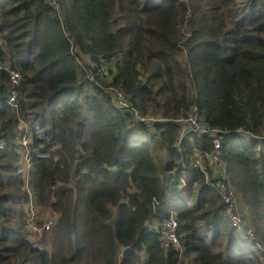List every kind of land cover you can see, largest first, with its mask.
I'll return each mask as SVG.
<instances>
[{
    "label": "trees",
    "instance_id": "1",
    "mask_svg": "<svg viewBox=\"0 0 264 264\" xmlns=\"http://www.w3.org/2000/svg\"><path fill=\"white\" fill-rule=\"evenodd\" d=\"M0 138V264H264V0H0Z\"/></svg>",
    "mask_w": 264,
    "mask_h": 264
},
{
    "label": "built area",
    "instance_id": "2",
    "mask_svg": "<svg viewBox=\"0 0 264 264\" xmlns=\"http://www.w3.org/2000/svg\"><path fill=\"white\" fill-rule=\"evenodd\" d=\"M10 73H11L12 81L18 85L22 79L21 73L14 69H10ZM15 96H16V93H13L10 101H13L15 99ZM122 104L125 107H129V104L125 101H123ZM133 111L136 113L137 118L143 122H148V121L158 122V121L165 120L164 117L159 116V115H153V114L142 115L137 108H133ZM176 121H178V123H180L182 126L181 138L185 134H189V133L197 135V136L206 135L212 138L214 146H213V150L208 155L209 163L212 166L218 167L217 172L220 175L226 176L227 174L226 170L225 169L222 170L220 168L221 163H222V149H223V141L225 139V132L218 128H209L205 119L199 114L197 107H194L193 110L189 113V115L185 117H179L176 119ZM181 138L179 142L181 141ZM24 142L27 143L28 139ZM2 144H3V141L0 140V145ZM27 161L28 162L31 161V158L29 155H28ZM195 166L201 169H205L204 161L200 159L196 160ZM189 177H190L189 174H187L184 177V179H182V181H185ZM231 198H233L232 194H228L226 196L227 200H230ZM52 221H53L52 219H48L46 221L44 220L43 224L40 226L36 221H34L33 216H31L30 219L28 220V229L30 231V235L35 238L41 236L43 231L51 226ZM161 240L166 248L172 244L179 246V234L177 232V221L175 219L168 221L166 228L162 231Z\"/></svg>",
    "mask_w": 264,
    "mask_h": 264
},
{
    "label": "clouds",
    "instance_id": "3",
    "mask_svg": "<svg viewBox=\"0 0 264 264\" xmlns=\"http://www.w3.org/2000/svg\"><path fill=\"white\" fill-rule=\"evenodd\" d=\"M27 137V136H26ZM23 138V139H22ZM22 138H21V142H22V144H23V146L24 147H26L27 146V144H28V142L27 143H25L24 142V136L22 135ZM211 138V137H210ZM225 138H226V135H225ZM27 139H28V137H27ZM212 139V138H211ZM0 140H2L3 141V144L2 145H0V147H3L4 145H5V142H6V140L5 139H3V138H0ZM224 141H225V139H224ZM224 141H223V143H224ZM212 143H213V140H212ZM29 154V156H30V158H31V155H30V152H29V150H27V149H25V154H24V160L26 161V159H27V155ZM30 164H31V161L29 162ZM31 166V165H30ZM30 169V168H29ZM188 169V167L185 165V164H183V169L182 170H174V171H169V173H170V175H173V176H176L177 174H179V173H183V172H185L186 170ZM29 171V170H28ZM25 172V176L27 177V185H26V187H27V191H28V198H29V201L27 202V211L29 210V217H28V220L30 219V217L31 216H33V218H34V221H35V217H36V215L35 214H33L32 212H30V210H32V207H33V201H35V197H34V193H33V190H32V188H31V186H30V183H29V172ZM187 174H189V176L191 177V172H189V173H187ZM187 174H185V175H181L180 177H178L177 179H180L181 181H182V179H184V177L187 175ZM220 175V174H219ZM220 176H222V175H220ZM190 177L188 178V179H186L185 181H182L183 183H186L189 179H190ZM176 179L174 178L173 179V181H175ZM172 181V182H173ZM219 184V183H218ZM217 184V185H218ZM220 187L222 188L223 186H222V182L220 183ZM228 194H232L231 192L230 193H227V194H225L224 195V197H225V200L226 201H235V199H234V196H233V194H232V197L233 198H231L230 200H227L226 199V196L228 195ZM31 203V204H30ZM31 205H32V207H31ZM33 210H34V207H33ZM172 219H175L176 221H177V232H178V234H179V246H176V245H174V244H172V245H170L169 247H171V246H175L177 249H179L181 252H182V247H181V244H180V241H181V230H180V228H179V222H178V219H177V215H176V211H174V210H171L170 211V213L167 215V216H164L163 217V219H156L150 226H149V228H150V230H152V231H156V232H158L159 234H160V237H161V234H162V231L166 228V226H167V223H168V221L169 220H172ZM27 227H28V224H27ZM35 238V237H34ZM34 240V239H33ZM35 241V240H34ZM36 242V241H35ZM165 247V246H164ZM166 248V247H165ZM168 248V247H167ZM121 259V254H119L118 255V262H119V260Z\"/></svg>",
    "mask_w": 264,
    "mask_h": 264
},
{
    "label": "rangeland",
    "instance_id": "4",
    "mask_svg": "<svg viewBox=\"0 0 264 264\" xmlns=\"http://www.w3.org/2000/svg\"><path fill=\"white\" fill-rule=\"evenodd\" d=\"M26 134H27V131L25 130L24 131V134H23V136H24V141H26L27 140V137H26ZM23 139V138H22ZM29 155V154H28ZM28 155H27V158H28ZM23 162H24V165H23V168L25 169V170H29V168H30V163L27 161V159H26V161L23 159ZM21 164H22V161H21ZM29 172V171H28ZM31 204V203H30ZM35 206H36V204H35V201H33V207L35 208ZM31 207H32V205H31ZM33 207H32V210H30V212H32L33 214H35V215H37L36 213H37V211H35V210H33ZM47 217V216H46ZM48 219H52L50 216H48L47 218H45V221L46 220H48ZM53 220V219H52ZM30 238H32V239H34L36 242H38V240L40 239V236L39 237H37V238H34L33 236H31L30 235Z\"/></svg>",
    "mask_w": 264,
    "mask_h": 264
}]
</instances>
